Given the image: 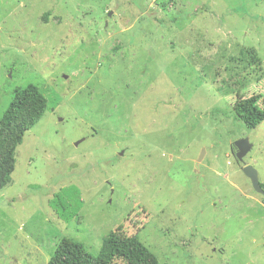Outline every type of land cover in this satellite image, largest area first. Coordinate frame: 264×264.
Here are the masks:
<instances>
[{"label": "rangeland", "instance_id": "1", "mask_svg": "<svg viewBox=\"0 0 264 264\" xmlns=\"http://www.w3.org/2000/svg\"><path fill=\"white\" fill-rule=\"evenodd\" d=\"M30 84L47 108L0 190V264H47L63 238L96 256L110 232L157 264H264L241 172L264 185V121L232 111L252 95L264 111V0H0V119ZM70 186L64 223L49 201Z\"/></svg>", "mask_w": 264, "mask_h": 264}, {"label": "trees", "instance_id": "2", "mask_svg": "<svg viewBox=\"0 0 264 264\" xmlns=\"http://www.w3.org/2000/svg\"><path fill=\"white\" fill-rule=\"evenodd\" d=\"M260 101L259 95H252L238 99L233 105L235 117L249 129L264 121ZM46 108V98L34 85L13 92L12 100L0 119V190L11 183L16 148L24 134L42 118ZM82 205L80 193L74 186L60 189L49 201L50 208L64 223L77 220ZM47 264H157V259L136 235L110 232L103 239L96 256L88 253L78 242L61 239Z\"/></svg>", "mask_w": 264, "mask_h": 264}, {"label": "water", "instance_id": "3", "mask_svg": "<svg viewBox=\"0 0 264 264\" xmlns=\"http://www.w3.org/2000/svg\"><path fill=\"white\" fill-rule=\"evenodd\" d=\"M232 149L235 152L237 161L243 164L244 158L252 149V145L249 144L247 139H243L235 142L232 146ZM201 159L202 155L199 157L198 161H200ZM241 172L250 181L253 191L262 197V202L264 204V185L260 183L257 171L252 166H244L241 169Z\"/></svg>", "mask_w": 264, "mask_h": 264}]
</instances>
